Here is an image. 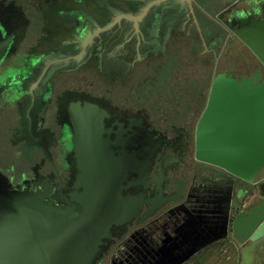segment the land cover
Here are the masks:
<instances>
[{
	"label": "flooded vegetation",
	"instance_id": "af4514ba",
	"mask_svg": "<svg viewBox=\"0 0 264 264\" xmlns=\"http://www.w3.org/2000/svg\"><path fill=\"white\" fill-rule=\"evenodd\" d=\"M15 1L23 0H10L9 2L15 3ZM128 1L130 2V0ZM168 1L171 2L174 0H147L140 10L117 13L105 23L102 22L103 18L99 14L101 11L92 10L93 13H91L88 10L93 16V21L90 23H93L97 27L89 32L82 44H76L77 50L72 52V54H70V50L74 44L71 43H75V41H72L71 38L75 36L76 27H78L76 23L81 20L83 24H86L87 14L83 11H74V14H72L74 16L72 22L74 23H71V25L65 24L59 19H53L54 22L62 23L67 28L68 33L54 45L44 47V49L40 50L36 58V62L40 67L39 71L27 80L31 81L41 71L43 73L47 71L46 67L41 68V65L44 63L42 59L44 58L40 56L43 51L51 48L53 50L48 56L67 53L61 59H79L81 61L78 67L79 69L92 65L96 67L94 71H97L101 77L102 75L111 76L112 79L113 75L118 74V69L113 66L109 69L106 63L98 67L99 64L95 62L97 59L99 60V53L102 51L104 44L103 39L101 40V33L105 31L108 33L109 29L113 31L117 28H123L127 23L131 25L129 36L119 44H130L127 48V53H124V55L128 57V55L133 54L135 64H149L156 58L160 59L161 62H163L162 60L167 61L170 58H174L173 54H175L174 50H176L175 44L178 43L176 41L178 34H188V32H191L190 34L196 40V32H199L200 40L197 39L193 44H188L187 49L192 56L198 53L199 56L196 58L202 66L201 72L198 74L190 73L191 76L189 74L186 76L183 75L181 78L184 80L182 93L187 95L185 97L193 95L191 108H194L193 110L198 113L196 120L199 119L200 114L209 104L211 98L213 99L212 86L218 77H232L241 80L246 78V76L254 77L260 76L261 73L264 74V64L261 59L241 40L233 29L234 27H238L240 23L231 24L234 26L233 28L225 24L228 29L226 35H224L225 39L217 47L216 42L213 39L211 40V36L207 40L205 39L204 32H207V29H205L204 25L202 28L201 23L199 24V12L194 11V6V16L193 14L192 16L190 15L188 9L187 15L181 17L180 8L178 6L172 7V5V8L168 10L171 12V15L165 14L163 10L158 11L160 13L159 15L157 13L151 15L156 10L155 6L158 3L167 7ZM230 2H225L226 4L223 5L224 8L218 12L219 19L222 21L224 20L225 13H227L225 10L228 8ZM51 3H54V11L60 9V6L65 7L63 11L71 10L70 6H66L71 4L70 0H52ZM113 3V8H115L116 1L114 0ZM148 5L149 7L145 10V7ZM9 6L14 8L12 4ZM109 9L110 7L108 8V12H111ZM263 10L264 1L262 2L261 15L259 16L264 15ZM63 11L58 14L53 13H55V17H59L60 14H63L65 17L66 14ZM22 12L26 14L25 10ZM141 12L143 14L136 20L125 17V15L133 16ZM119 16L121 17L119 18ZM147 18H150L148 27L143 25V22ZM249 21L241 23H249ZM28 28H30L29 20H26V22L20 21L15 12H9L4 15L0 12V33L2 37L8 38L7 47L0 58V65L8 55L18 34L26 31ZM99 35L100 37H98ZM45 36L39 43L33 44L29 51L36 49L38 52ZM96 38H98L97 43ZM141 44H146V46L142 49ZM171 45L175 46L172 47ZM183 48L179 46V50ZM95 50L99 52L95 53ZM179 50L176 51L177 54ZM28 53L23 56L21 63L17 62L13 65L17 64L21 67L24 63V57ZM116 54L114 50L110 52V56ZM248 54L252 56V62L254 64L251 62L249 64ZM115 57L118 58L119 53ZM136 59H139L140 62L136 61ZM10 65L11 67L13 66L12 64ZM59 74L57 73L56 77ZM53 78L48 79L43 84H40L36 80L31 85L33 100L32 110L30 112V131L31 128L34 131L35 122L33 115L36 113L34 109H37V106H39V102L36 103L34 99L38 91L42 95V100L44 96L49 94L48 92L53 90V88L51 89ZM49 81L50 88L45 86ZM189 81L190 84H188ZM37 85L43 88L41 90L37 89L34 96L32 90L34 88L36 89ZM67 89H69L67 91L68 94L74 92L70 86L63 85L55 89L56 96L61 95L62 90ZM24 91L25 89L23 90V94H25ZM87 95L68 98L69 95L67 97L68 99H66L65 108L63 109L70 131L68 136L70 147L67 148V151L69 150V155L67 156L69 161L64 166L74 170L71 182H69L68 175L64 185H59L49 175H37L25 178H47L53 187L50 194L52 199L59 203L76 205L77 201L71 199L68 194L76 188L74 182L78 172L72 149L73 128L68 114V107L70 103L79 101L81 104L84 102L94 103L104 109L105 115L103 116L102 123L104 124V128L108 129V132L103 131L102 135L110 141L109 148L113 151V154L115 156H122V160L125 162L123 166L125 169L119 184L120 193L121 195H129L134 198L126 202L127 211L131 213L130 216L121 223L111 224L109 227L110 234L102 238L95 264H129L130 262L136 261L135 259L139 260L141 264H151L157 260H159V264H171L174 260L170 255L175 254L179 256L184 254L186 242L192 240L202 230L209 231L211 236L217 234V231L227 230L230 237L239 242L232 234L231 223L234 215L240 210H248L256 201L264 198L263 195H260L248 206H240L236 210H232V202L235 199L238 200L244 194L243 188L247 179L234 175L220 165L202 159L198 153L190 149L191 143L187 137L188 131L186 125L173 124L169 130L154 127L143 113L118 114L115 109L103 103L99 98H95L90 94ZM57 104L59 112L60 104ZM193 110L192 113L194 112ZM52 120L53 123L51 125L48 124L49 126L45 129L52 130V135H54L55 139H58L59 137L56 138L55 133L56 126H54V117ZM196 124L197 121H194L195 127ZM194 126L193 129L195 128ZM35 135L34 133L33 136L35 137ZM48 135L52 140V135L50 134H46L44 137ZM193 135L194 133L192 132L191 137ZM37 137H41V139H28L29 143L27 145L30 147L28 150L31 152H29V155H34V150L36 149L32 144H40L42 139H44L43 134ZM61 137L64 142L63 136ZM46 139L47 141L49 140L48 137ZM47 144V150L50 152V144H52V141L50 143L47 142ZM37 149L39 151L36 150L35 154L39 160V156H44V154L40 152V148ZM20 181H16L15 183ZM238 186L241 187L242 191L238 192ZM80 189L78 188V190ZM240 244L243 246L245 243ZM256 257H262L259 259L263 260L264 251L254 250L251 264H254Z\"/></svg>",
	"mask_w": 264,
	"mask_h": 264
},
{
	"label": "rangeland",
	"instance_id": "374dc122",
	"mask_svg": "<svg viewBox=\"0 0 264 264\" xmlns=\"http://www.w3.org/2000/svg\"><path fill=\"white\" fill-rule=\"evenodd\" d=\"M9 1L10 0H0L1 14L4 15L9 12H15L20 21L26 22V20H29L30 23V28L18 34L8 55L0 65V170L9 176L12 183L20 181L25 177H34L37 175L52 176L59 185H64L66 183V177L68 175L69 182H71L74 170L70 167H65L69 161L67 158L69 135L67 134V142L64 143L65 140L63 142L62 137L59 135L65 123L60 120L62 115L66 122L63 112L66 99L82 95L88 96L87 94L99 98L103 103L115 109L118 114L143 113L154 127L169 130L173 124L186 125L188 131L187 137L190 139L191 143L190 149L199 153L197 149H199L198 142L201 137H199V130L197 127L200 117L199 119L197 117L198 120H196L198 113L193 110L194 108H191V99L193 95L185 97L187 95L182 93V89H184V80L181 79L183 75L186 76L189 74L191 76L192 73L198 74L201 72L202 66L196 58L199 56L198 53L192 56L187 49L188 44H193L197 39L200 40L198 31L196 32V40L190 34L191 32H188V34H178L176 39L178 43L175 44L176 50H174L175 54H173L174 58H170L167 61L162 60L163 62L156 58L149 64H135L133 54L130 56L127 54L128 57L124 55V53H127V48L130 44H119L129 36L131 25L127 23L123 28H117L113 31L109 29L108 33L106 31L101 33V40L103 39L104 48L102 47V51L99 53V60L97 59L95 62L99 64L98 67H101L104 63L107 64L109 69H111L112 66L116 67L118 69V74L113 75L112 79L111 76L108 77L104 75H102V78L97 71H94L96 67L92 65L79 69L78 67L81 63L79 59H61L62 56L67 55V53L48 56L53 50L51 48L43 51L40 56L44 58L42 59L44 63L41 65V68L46 67L47 71H45V73L41 71L31 81L27 80L25 85V81L22 82L17 80L21 75L28 74L27 72H29V76H33L37 73L34 67H39L36 58L40 50L44 49V47L46 48L54 45L60 38L68 33L66 30L67 28H65L62 23L54 22L53 19H59L63 21V23L71 25V23H74L72 22L74 18L72 14H74V11H63L65 7L62 6H60V9L54 11V3L44 0H23L15 1V3H10ZM115 1V8H113L111 12L109 11L110 13L108 12L106 14L104 20H102L103 23L107 22L117 13L138 11L143 7V4L147 2V0H130V2L128 0ZM227 1H231L228 4L230 5L236 0L193 1L195 10H200L203 6L206 10H209L211 17H200L203 21L200 25L202 28L204 25L205 29H207V32H204L205 39L207 40L211 36V40L213 39V41L216 42L215 44L217 47L220 45L219 43L225 39L224 35H226L228 30L224 22L219 19L218 15V12L224 8L223 5H225ZM255 1L253 6L250 5L251 0H246V2L240 0L239 3L242 6L234 7L231 11L225 13L224 19L230 20L235 11L240 13H237V17H235V21H233L232 24L248 22L252 17L259 16L264 0ZM11 4L14 8L9 6ZM167 5V7H164L165 5L158 3V5L155 6L156 10L151 13V15L156 13L159 15V10H163L165 14L171 15V12L168 10L178 6L181 10V17H183L185 12H188L189 9L185 0L168 1ZM108 6L107 4L105 5V7ZM61 9L65 12L68 19L66 15L65 18L63 14H60L59 17H55V13L58 14L62 12ZM23 10H25L26 14H23ZM85 11L88 12L86 13L88 15L85 20L87 23L83 24L81 20L76 23L78 27H76L75 36L71 38L75 43H71L74 44V46L71 48L70 54L77 50L76 44H82L89 32L97 27L93 23H90L93 21L92 14L89 13L88 10ZM97 23L100 24L99 21H97ZM149 24L150 18H147L146 21L143 22V25L148 27ZM203 31L205 30L203 29ZM44 36L45 38L40 44L41 48L39 51L37 52L36 49L29 51L30 47L33 44L39 43ZM98 37H100V35ZM95 40L97 43L98 38ZM175 45L171 46L174 47ZM145 46L146 44H141L142 49ZM179 46L180 48H184L179 50ZM113 50L115 53H119L118 58L115 57L117 54L110 56V52ZM178 50L179 52L177 54L176 51ZM97 52L99 51L95 50V53ZM27 53L28 55L24 57V63L21 67L17 64L13 65L17 62L21 63L23 61V56ZM113 57L115 58L113 59ZM252 60V56L248 54V62L253 63ZM136 61L140 62L139 59H136ZM10 64L13 66L11 67ZM57 73H60L57 76L59 77L58 79H56ZM52 77H54L51 83V89L53 88V90L43 97L37 109L35 106V109L33 108L34 112H36L33 115L35 122L34 133L36 134L35 137L42 134L43 137L46 134L52 135V130L49 131L45 128L49 126L48 124L51 125L53 123L52 119L54 117L56 138H59L55 139L54 135H52V140H50L52 144H50V152H48V141L45 136L40 144H32L36 149L34 150V155H29L31 152L28 150L30 149L29 145H27L28 139L32 140L35 138L33 136L34 133L29 130L31 120L30 112L32 110L33 100L31 85L34 84L36 80L40 84H43ZM242 82L245 83L244 81ZM188 84H190V81ZM63 85L70 86L74 92L68 94L67 91H69V89L62 90L61 95L56 96L55 89ZM24 89L25 94H23ZM33 94L35 96L36 93ZM35 100L36 103H38V95L35 97L34 101ZM57 103L60 104L59 112ZM192 110L194 111L193 113ZM194 121H197L196 127L194 126ZM193 126L195 127L194 129ZM192 132L194 135L191 137ZM37 148H40V152L44 154V156H39V160L35 154L36 150L39 151ZM52 157L55 159V162ZM243 189V196H240L238 200L235 199L232 202L231 206L233 211L240 206H248L260 195L264 196V165L254 167L247 181H245ZM240 191H242L241 187L238 186V192ZM208 233L209 231H199L198 235L186 242L185 252H183L184 256L179 257L178 255L171 254L170 256L174 260L171 264H182L183 262L188 264H202L206 260H209V257L205 260L202 259L204 258L202 250L208 247L213 248L212 252H217V250H219L223 255L221 259H224L228 263L231 262L229 264H241L243 246L237 240H233L227 230L217 231V234L212 236ZM256 248H258V246H256ZM231 251L233 252V256H230ZM259 258L256 257L254 264H264V259L260 260ZM135 260L136 261L130 262L129 264H141L139 260ZM216 261L219 262L220 259L216 258ZM151 264H159V260Z\"/></svg>",
	"mask_w": 264,
	"mask_h": 264
},
{
	"label": "water",
	"instance_id": "95a60500",
	"mask_svg": "<svg viewBox=\"0 0 264 264\" xmlns=\"http://www.w3.org/2000/svg\"><path fill=\"white\" fill-rule=\"evenodd\" d=\"M239 1L225 12L241 7ZM255 2L251 0L250 5ZM143 12L125 17L136 20ZM237 13L224 19V24L233 28ZM233 29L264 64V15ZM7 40L0 33V58ZM253 79H241L238 85L232 77H218L212 86L213 99L197 127L198 155L246 179L254 167L264 165V82L252 86ZM68 114L78 169L76 188L68 194L77 204L52 199L53 187L47 178L12 184L0 171V264H95L110 225L131 214L126 202L134 197L121 195L119 187L125 162L113 154L110 141L102 135L108 132L102 123L104 109L77 101L70 103ZM231 225L233 237L245 243L241 264L247 259L250 264L254 250L264 251V198L237 212Z\"/></svg>",
	"mask_w": 264,
	"mask_h": 264
},
{
	"label": "crops",
	"instance_id": "0c3cea01",
	"mask_svg": "<svg viewBox=\"0 0 264 264\" xmlns=\"http://www.w3.org/2000/svg\"><path fill=\"white\" fill-rule=\"evenodd\" d=\"M50 2H52V0H50ZM114 0H70V8H71V10L70 11H83V12H85V13H87L85 10H89V11H91V13H93V11H101V12H99V14H101V16H102V18H103V20H104V17L106 16V14L108 13V8L110 7V9L109 10H112L113 9V7H114ZM185 2H186V0H185ZM109 3V4H108ZM109 5L108 7H105V5ZM186 4H187V6H188V8H189V11H190V15L192 16V14H193V16L195 15V13H194V11H197V12H199V16H198V18L201 20V18L200 17H205V16H207V17H211V14L209 13V10H206V8L203 6V7H201V9L200 10H195L194 9V11H193V4H189V3H187L186 2ZM93 10V11H92ZM218 10H220V9H218ZM217 10V11H218ZM50 12V11H49ZM52 12V11H51ZM110 13V12H109ZM187 11L185 12V14H184V16H186L187 15ZM88 15V14H87ZM110 15H112V14H110ZM109 15V16H110ZM260 15V14H259ZM108 16V17H109ZM112 18V17H111ZM139 20H141V19H139ZM138 20V21H139ZM203 21L201 20L200 22H199V24L200 23H202ZM102 26H105V25H102ZM250 63V62H249ZM29 64V63H28ZM36 70H37V72L39 71V68L40 67H34ZM30 69V68H29ZM33 69V68H32ZM27 71H28V69H27ZM28 74H29V72H27ZM28 74H24V75H21V77L17 80V81H25V85H26V80L27 79H29V78H31V77H33V76H29ZM246 78H254L253 79V83H252V86H255L257 83H261V82H264V74L263 73H261V75L260 76H257V77H249V76H246ZM233 79H235V78H233ZM236 81H237V84L238 85H241L242 83H241V80L240 79H235ZM243 81V80H242ZM243 84H245V83H243ZM49 85H50V82H47L46 84H45V86L46 87H48V88H50L49 87ZM43 87H41L40 85H37V87H36V89L34 88L33 90H32V92L33 93H36V90L37 89H39V90H41ZM38 102L40 103V101H41V98H42V95L40 94V91H38ZM17 102V101H16ZM18 103V102H17ZM22 127V126H21ZM31 131L34 133V131H33V129L31 128ZM48 137V142L50 143L51 141V137L48 135L47 136ZM35 139H41V137H35ZM29 142H27V144H28ZM234 240V239H233ZM212 249L213 248H210V247H208L207 249H203L202 250V255H203V257L204 258H202V259H207V257H209V260H206L204 263H202V264H229V263H231V262H227V261H225L224 259H221V257L223 256L222 254H221V252H219V250H217V252H212ZM181 256H184V254H182V255H179V257H181ZM230 256H233V252L231 251V254H230ZM216 258H219L220 259V261L219 262H217L216 261ZM180 259V258H179ZM181 260H182V258H181ZM222 260H224V261H222ZM182 264H188V263H185V262H183Z\"/></svg>",
	"mask_w": 264,
	"mask_h": 264
},
{
	"label": "bare ground",
	"instance_id": "6f19581e",
	"mask_svg": "<svg viewBox=\"0 0 264 264\" xmlns=\"http://www.w3.org/2000/svg\"><path fill=\"white\" fill-rule=\"evenodd\" d=\"M186 2L187 3H189V4H193V1L192 0H186ZM110 24V23H109ZM106 26V25H105ZM62 104V103H61ZM65 108V107H64ZM64 112V111H63ZM61 114V113H60ZM65 116V115H64ZM60 121H63L65 124L62 126V129H61V131H60V134H61V136H63V139L65 140V142L64 143H66L67 141H66V138H67V134L69 135V133H70V131H69V127H68V123H67V120H66V122H65V120H64V118H63V116L61 115V120ZM68 141H69V138H68ZM69 147H70V143H69ZM67 154L69 155V152L67 151ZM69 159V158H68ZM263 165V164H262ZM3 172V171H2ZM4 173V172H3ZM5 174V173H4ZM6 175V174H5ZM7 176V175H6ZM248 176V175H247ZM8 177V176H7ZM242 178H243V176H242ZM246 179V178H245ZM8 180L9 181H11L10 180V178L8 177ZM11 183H12V181H11ZM249 255H250V253H249ZM248 262H249V259H247V261H246V263L245 264H248ZM251 264V263H250Z\"/></svg>",
	"mask_w": 264,
	"mask_h": 264
}]
</instances>
